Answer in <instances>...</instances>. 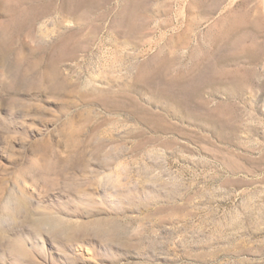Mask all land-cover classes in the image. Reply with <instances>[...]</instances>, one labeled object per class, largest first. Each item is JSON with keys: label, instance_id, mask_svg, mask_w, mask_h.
<instances>
[{"label": "rangeland", "instance_id": "374dc122", "mask_svg": "<svg viewBox=\"0 0 264 264\" xmlns=\"http://www.w3.org/2000/svg\"><path fill=\"white\" fill-rule=\"evenodd\" d=\"M158 1L148 7L152 25L174 35V80L212 49L229 58L228 75L252 70L241 87L218 76L199 100L201 114L223 111L224 129L131 94L166 116L169 129L154 131L103 105L92 90L104 80L87 87L115 41L107 28L119 0L104 20L68 16V0H0V264H264V0ZM223 20L239 23L229 47L213 48L205 35ZM188 23L189 43L178 45ZM91 25L101 30L85 41ZM67 33L83 47L56 67L81 92L50 77Z\"/></svg>", "mask_w": 264, "mask_h": 264}, {"label": "bare ground", "instance_id": "6f19581e", "mask_svg": "<svg viewBox=\"0 0 264 264\" xmlns=\"http://www.w3.org/2000/svg\"><path fill=\"white\" fill-rule=\"evenodd\" d=\"M110 1L68 0L62 10L68 16L81 20H93L94 17L92 15L99 13L95 18L104 20L112 13V8L107 7V3ZM151 1L156 2L158 0H119L118 8L115 10L107 28L108 33L111 34L115 41L111 44V48L109 47L110 49L102 51L99 73L89 76L87 87H90L91 83L98 78L104 80L107 87L105 90H92V92L101 91L104 93L106 100L103 101V105L114 108L117 112H124L128 119L150 125L154 131L169 129L166 124L164 126L166 116L141 105L137 101V97H133L131 94H145L148 96L147 100H145L146 103L162 109L164 114L166 112L173 116L175 111L182 113L187 120L205 123V125L207 124L213 129H224L226 122L222 117L223 111L221 112L220 109V113L201 114L199 110L205 111V104L199 100L204 90L214 80L218 79V76H224V78L227 77L232 80L234 78L236 80L240 79L239 85L241 87L249 83L253 75L252 70H246L245 76H241V78L228 75L223 70L221 71L220 64L228 62L229 58L221 54L219 49L215 51L212 49L205 51L201 56H192L194 58V66L189 70L188 79L179 78L174 80V63L177 61L174 54V35L166 37L162 32H159L158 24L152 25V19L156 16V9L148 7ZM195 23L197 24V22ZM238 23L233 20L229 22L223 20V22H220L222 25L218 32L207 31L205 35L207 42L213 48L229 47L230 41L228 39H231ZM194 25L193 23H188L184 34L180 36L181 39L178 41V45L189 43L188 35H190L189 32ZM100 30L101 25H91L89 34L84 36L86 37L84 40L95 39ZM229 35L230 37H228ZM120 39L122 41L118 42ZM84 40H81L79 36L77 37L73 33H67L58 43L53 45L52 56L49 57L48 65L53 66L50 77L51 79L54 77L57 88L70 84L78 92H81L80 87L82 85L79 86L78 79H75L74 82L69 78L67 80L65 78L60 79L56 65L61 61L74 59L83 47ZM127 45L134 46V53H126L127 51H124ZM152 49H154L153 53L145 61L137 62L138 59L135 61L137 50H139V53H148ZM257 56V52L250 54L251 59H256ZM116 72H118V75L114 78V73ZM130 78L131 82L128 81ZM113 87H117V89L114 90ZM234 92L235 89L230 90L232 95H235ZM224 114H228L229 118L231 114L234 115V113H230L227 106H225ZM234 129H228L229 136H233L235 132H238Z\"/></svg>", "mask_w": 264, "mask_h": 264}]
</instances>
